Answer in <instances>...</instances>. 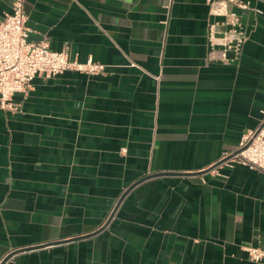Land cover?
Instances as JSON below:
<instances>
[{
  "label": "crops",
  "instance_id": "0c3cea01",
  "mask_svg": "<svg viewBox=\"0 0 264 264\" xmlns=\"http://www.w3.org/2000/svg\"><path fill=\"white\" fill-rule=\"evenodd\" d=\"M242 1L223 61L206 0H24L29 41L104 70L36 75L0 108V261L259 264L264 173L220 161L264 112V0Z\"/></svg>",
  "mask_w": 264,
  "mask_h": 264
},
{
  "label": "built area",
  "instance_id": "2783aa9c",
  "mask_svg": "<svg viewBox=\"0 0 264 264\" xmlns=\"http://www.w3.org/2000/svg\"><path fill=\"white\" fill-rule=\"evenodd\" d=\"M206 3L211 15L223 17L209 24L208 44L211 50L219 48L221 60L228 61L227 53L238 56L246 40L239 17L230 7L245 8L246 4L242 0H206ZM24 7V0H11V11L0 17V108L9 111L18 110L11 99L13 94H26L36 75L50 77L64 70L99 74L104 70L102 63L91 58L85 62L69 60L67 49L51 50L44 39L29 41ZM217 25L224 28L217 30ZM220 161L228 166L242 164L264 173V112L260 124L242 136L235 150L223 152ZM246 251L250 260L264 264V248L247 247Z\"/></svg>",
  "mask_w": 264,
  "mask_h": 264
},
{
  "label": "water",
  "instance_id": "95a60500",
  "mask_svg": "<svg viewBox=\"0 0 264 264\" xmlns=\"http://www.w3.org/2000/svg\"><path fill=\"white\" fill-rule=\"evenodd\" d=\"M222 162V161H221ZM221 162H218L217 164H219V163H221ZM216 164V165H217ZM146 178V177H145ZM145 178H142V179H140V180H137L136 182H133L132 184H130V186L128 187V189H127V191L130 189V188H132L134 185H136L137 183H139L140 181H142V180H144ZM120 200V199H119ZM119 200H118V202H117V204L119 203ZM117 204H116V206H117ZM116 206H115V208H114V210L116 209ZM109 220V219H108ZM108 220H107V222H108ZM106 222V223H107ZM14 252H11V253H9V254H7L1 261H0V264H4L5 262H6V260L13 254Z\"/></svg>",
  "mask_w": 264,
  "mask_h": 264
}]
</instances>
